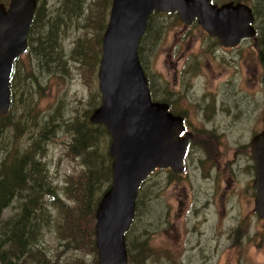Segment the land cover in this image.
<instances>
[{"label":"rangeland","instance_id":"374dc122","mask_svg":"<svg viewBox=\"0 0 264 264\" xmlns=\"http://www.w3.org/2000/svg\"><path fill=\"white\" fill-rule=\"evenodd\" d=\"M243 1L253 6L257 17L253 25L263 32L264 0ZM0 2L7 5L8 0ZM107 2L37 0L40 15L33 35L53 34L59 53L54 57L64 65L59 67L61 72L53 66L46 70L40 68L34 53L23 56L13 87V115L20 113L19 100L31 97L37 100L36 111L52 115L59 123L57 137L46 140L43 159L48 181L53 180L60 200L70 206L74 202L62 189L82 173V166L80 158L68 151L71 136L66 123L74 115L92 113L100 102L95 53H101V42L96 44V40L108 20ZM149 26L138 51L150 93L153 101H166L176 114L185 115L191 125L187 137L191 150L186 169H156L138 190L129 230L134 249L131 264H264V219L254 212L255 172L250 153L251 138L264 129L261 47L251 44L228 50L207 36L196 21L187 26L178 14H155ZM82 49L86 61L78 57ZM93 62V72L85 73L82 66ZM36 68L42 91L30 81V76L37 75ZM93 95L96 102L91 100ZM93 103L95 107L88 108ZM16 210L8 208L3 218ZM52 211L61 216L56 208ZM64 238L58 235L54 218L44 229L42 246L57 264L71 257L72 249L61 253ZM80 243L81 251L72 256L90 264L93 255L87 252L85 232Z\"/></svg>","mask_w":264,"mask_h":264},{"label":"water","instance_id":"95a60500","mask_svg":"<svg viewBox=\"0 0 264 264\" xmlns=\"http://www.w3.org/2000/svg\"><path fill=\"white\" fill-rule=\"evenodd\" d=\"M37 0L0 2V115L11 105L10 79L15 60L27 50V35ZM153 11L175 12L180 21L197 23L225 46L254 34L251 8L241 2L211 0H112L101 38L97 69L100 104L89 120L110 134L112 180L95 210L98 264H127L125 233L131 226L141 183L156 168L184 170L187 137L181 116L166 102L151 100L137 46ZM254 162V212L264 219V129L250 141Z\"/></svg>","mask_w":264,"mask_h":264},{"label":"trees","instance_id":"16d2710c","mask_svg":"<svg viewBox=\"0 0 264 264\" xmlns=\"http://www.w3.org/2000/svg\"><path fill=\"white\" fill-rule=\"evenodd\" d=\"M111 1L107 2L108 9ZM39 15L40 9L36 8L28 30L27 50L14 62L10 79V108L5 114L0 115V264H57L51 261L42 246L44 229L50 226L54 218L58 235L65 237L66 240L61 253L72 249L69 262L65 259L63 264H84L72 256L73 253L81 251L80 242L84 232L87 239V252L93 255L90 264H98L94 237L95 210L112 180V159L108 153L110 134L104 125L95 124L89 120L91 112L74 115L66 123L71 136V143H67L68 151L75 158H80L82 166V173L76 178L72 177L69 184L67 186L64 184L62 189L74 202L70 206L68 202L60 200L59 190L52 183L53 180L48 181V168L43 159L46 153V140L57 137L60 132L57 130L59 123L57 120L54 122L52 115L46 116L36 111L37 100L31 97L19 100L20 113L16 116L11 111L14 104V82L19 72L18 62L23 56L29 57L34 53L40 62V68L45 67L46 70L53 66V69L61 72L59 67L64 65L54 57L59 53L53 34L50 35L51 37L48 33L46 36L33 35L34 24L39 21ZM84 18L89 20V7L88 15ZM106 22L104 21L99 28V39L97 37L96 44L101 42ZM99 56L97 51L95 60L98 62ZM78 57L86 61L85 51L83 54H78ZM95 66L93 62L87 66L83 65L82 68L85 67V73L89 74L93 72ZM35 70L37 75L30 76V81L33 87L36 85V89L42 91L44 88L39 84L40 69ZM22 73H25L24 69ZM91 100L96 102L94 95ZM92 105L88 108L93 109L95 104ZM61 123H64L63 119ZM98 189L101 192L96 195L94 191ZM46 196H48L47 200ZM137 202L138 198H136L135 209ZM12 206L17 209L16 212L3 218L4 211ZM55 208L61 216L54 214L52 210ZM129 230L125 233V244L128 264H131L134 249L130 245Z\"/></svg>","mask_w":264,"mask_h":264},{"label":"flooded vegetation","instance_id":"af4514ba","mask_svg":"<svg viewBox=\"0 0 264 264\" xmlns=\"http://www.w3.org/2000/svg\"><path fill=\"white\" fill-rule=\"evenodd\" d=\"M211 2L213 4H216V5H221L223 3H227V2H233V3H237V2H241V3H244L246 5H248L251 10H252V13H253V16H254V23L255 21H257V17L256 15L254 14V11H253V6L248 2V1H241V0H228V1H225L223 3H220L216 0H211ZM155 14H167V13H153L152 17L155 15ZM151 19V18H150ZM254 26V34L250 37H246V38H242L240 39L236 45H233V46H227L226 49L228 50H232V49H235V48H239L241 45L244 46V45H249L251 46V44L254 46V47H257L258 45H260L261 47V51H260V59L262 61H264V30L262 32L261 28L255 24L253 25ZM148 28H150L149 25H147V31H148ZM207 34V33H206ZM207 36L211 37V38H214L217 40V42L219 44H222L220 42V40L218 39V37L216 36H210L207 34ZM225 46V45H224ZM163 102H166V101H163ZM167 103V102H166ZM169 105V111L172 112L173 114L175 115H179V114H176L175 110L172 109V106L168 103ZM179 116H181L182 118V121H183V130L179 133V136L180 137H183V136H190V133H192V131L190 130L191 128V125L188 123L187 121V118L185 117V115H182L180 114ZM191 142L188 141V144H187V148H186V152H185V155H184V158H183V161H184V165H185V169H186V161H187V158H188V155H189V151L191 150V145H190ZM167 169V168H165ZM163 169V170H165Z\"/></svg>","mask_w":264,"mask_h":264},{"label":"bare ground","instance_id":"6f19581e","mask_svg":"<svg viewBox=\"0 0 264 264\" xmlns=\"http://www.w3.org/2000/svg\"><path fill=\"white\" fill-rule=\"evenodd\" d=\"M227 110H228V109H227ZM241 112H242V111H241ZM241 112H240V113H241ZM226 113H227V112H226ZM236 114H237V113H236ZM223 115H224V114H223ZM238 115H239V114H238ZM210 117H211V116H210ZM210 117H209V118H210ZM221 119H222V118H221ZM230 123H231V122H230ZM134 235H135V234H134ZM156 263H157V262H156Z\"/></svg>","mask_w":264,"mask_h":264}]
</instances>
